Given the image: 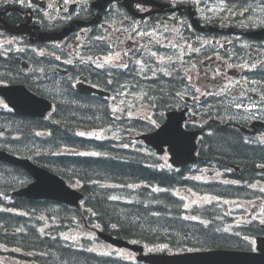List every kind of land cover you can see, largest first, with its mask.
<instances>
[{
  "label": "trees",
  "instance_id": "16d2710c",
  "mask_svg": "<svg viewBox=\"0 0 264 264\" xmlns=\"http://www.w3.org/2000/svg\"><path fill=\"white\" fill-rule=\"evenodd\" d=\"M228 1L231 7L243 0ZM24 57L32 65L30 70L22 69ZM51 64L48 57L38 56L35 51L27 54L12 51L7 58L0 52V83H23L38 94L51 97L57 105L48 118L41 119L19 116L0 104V148L31 158L69 183L78 184L85 199L80 208L47 200H5L3 194L10 196V189L20 184L19 177L27 181L29 175L0 161L1 204L7 209L30 213L29 217H17L13 212L0 211L3 222L0 252L4 256L18 257L27 264H133L91 251L90 237L91 234L94 237L93 229L98 227L125 239L148 246L165 245L174 251L251 248L250 238L264 234L256 222L235 225L225 203L228 199L264 196L263 192L248 184L198 181L190 177L201 167H211V172L226 171L225 175L237 181H253L258 174L248 168L264 162V148L245 143L235 128L214 123L210 124L212 132L204 134L200 143L203 160L177 169L162 163L150 147L132 136V126L152 130L154 123L141 120L130 125L123 123V134L128 136L123 142L130 146L136 143V148L118 147L112 140L87 138L83 131L119 125L111 122L105 101L79 94L71 81L54 80L49 90H45L44 82L48 83L50 71L55 69L49 70ZM161 76V86L154 83L149 86L150 94L162 97L160 106L151 107L157 120L170 104L172 93L170 73L163 72ZM106 118L111 123H105ZM231 164L243 165L248 171L238 174L230 168ZM179 187L218 199L209 206L188 208L185 199L175 193ZM21 227L25 232L4 231ZM15 247L24 253L19 254Z\"/></svg>",
  "mask_w": 264,
  "mask_h": 264
},
{
  "label": "flooded vegetation",
  "instance_id": "af4514ba",
  "mask_svg": "<svg viewBox=\"0 0 264 264\" xmlns=\"http://www.w3.org/2000/svg\"><path fill=\"white\" fill-rule=\"evenodd\" d=\"M157 1L175 8L189 4V0ZM126 2L133 3L135 12ZM257 7L251 12L264 14V5ZM159 8L133 0H0V31L4 21L15 26L27 24L33 36L21 37L29 40L40 31L59 32L78 20L88 21L64 39L45 44L75 48L73 61L66 53L58 55L57 68L67 73L55 70L57 79L71 74L87 78L112 92L111 103L120 102L116 99L119 93H115L118 87L161 86L159 59L168 56L171 99L178 108L189 106L190 127L212 122L234 126L245 143L264 148V16L261 20L247 11L236 15V21L218 15L213 23L208 9L197 6L207 28L197 30L184 8ZM210 26L218 29L209 31ZM257 30H261L259 36L248 35ZM163 48L168 50L166 54L161 52ZM44 53L52 58L57 54L50 50ZM118 55L127 66L134 57L138 61L120 70ZM160 98L157 96V101ZM248 169L264 175V162Z\"/></svg>",
  "mask_w": 264,
  "mask_h": 264
},
{
  "label": "water",
  "instance_id": "95a60500",
  "mask_svg": "<svg viewBox=\"0 0 264 264\" xmlns=\"http://www.w3.org/2000/svg\"><path fill=\"white\" fill-rule=\"evenodd\" d=\"M198 25V21H194ZM6 30L25 34L29 33L27 27H15L7 25ZM74 29V25L64 29L60 33L40 34V40L47 41L60 39L68 35ZM79 91L102 93L93 87L79 88ZM0 95L5 97L10 106L15 108L21 115L31 117H43L52 108L50 100L30 91L25 85H0ZM185 120L184 112H170L167 122L154 133L143 136L159 152L164 151V146H169L172 154L171 161L175 165H181L193 161L196 149V138L198 133L186 131L183 128ZM0 160L22 166L34 178L35 181L17 192L20 196L28 198H49L76 205L82 194L67 185L66 181L59 175L34 164L30 159L19 158L0 150ZM104 238L117 246H127L139 251L138 259L150 264H264V237L257 238V252L239 251L227 249H214L200 252H188L183 254H143V247L133 245L120 238L101 233Z\"/></svg>",
  "mask_w": 264,
  "mask_h": 264
},
{
  "label": "rangeland",
  "instance_id": "374dc122",
  "mask_svg": "<svg viewBox=\"0 0 264 264\" xmlns=\"http://www.w3.org/2000/svg\"><path fill=\"white\" fill-rule=\"evenodd\" d=\"M199 6H203V5H199ZM207 8H210V10H215L214 6H206ZM256 9H258V7H255ZM205 9V7L203 6V10ZM255 16L257 18H261L260 13H256ZM12 41H17L15 38L13 37H6V38H0V44L1 45H6L9 44ZM38 53L42 54L43 52L38 50ZM52 82H48L45 83L43 86L45 87V90L47 89V91L50 88ZM0 104H2V102L0 101ZM144 116V109L141 108L135 112L132 113V116ZM168 155V154H167ZM200 178H207L206 176H199ZM260 187L264 188V184H259ZM178 193H181L187 200V204L188 206L194 205V204H202V203H207L211 201V197H202L198 194H196L195 192L189 190V189H181L178 191ZM258 203L256 201H251V200H237V199H232L228 201V205L229 207L232 209L231 212L234 213V216L236 215L237 219H235V223L237 225L239 224H243L244 222H251L254 219L260 220L264 223V205L262 208L260 209H255L256 205ZM252 211H254V213H251ZM97 251H111L112 247L106 245V244H102L99 245L98 247L95 248ZM250 249V248H248ZM126 255L133 258L135 257V254H131L126 252ZM1 259V258H0ZM2 261V260H0ZM7 264H19L18 261L15 260H9L7 262Z\"/></svg>",
  "mask_w": 264,
  "mask_h": 264
},
{
  "label": "bare ground",
  "instance_id": "6f19581e",
  "mask_svg": "<svg viewBox=\"0 0 264 264\" xmlns=\"http://www.w3.org/2000/svg\"><path fill=\"white\" fill-rule=\"evenodd\" d=\"M246 247V246H245ZM216 249V248H215ZM244 249H248V247L244 248Z\"/></svg>",
  "mask_w": 264,
  "mask_h": 264
},
{
  "label": "snow or ice",
  "instance_id": "6c2138e0",
  "mask_svg": "<svg viewBox=\"0 0 264 264\" xmlns=\"http://www.w3.org/2000/svg\"><path fill=\"white\" fill-rule=\"evenodd\" d=\"M82 135H83V133H82Z\"/></svg>",
  "mask_w": 264,
  "mask_h": 264
}]
</instances>
